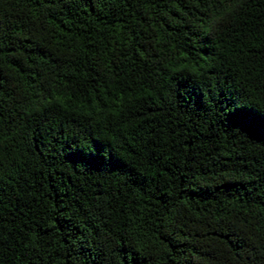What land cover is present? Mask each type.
I'll use <instances>...</instances> for the list:
<instances>
[{"label": "trees", "instance_id": "trees-1", "mask_svg": "<svg viewBox=\"0 0 264 264\" xmlns=\"http://www.w3.org/2000/svg\"><path fill=\"white\" fill-rule=\"evenodd\" d=\"M0 264H264V0H0Z\"/></svg>", "mask_w": 264, "mask_h": 264}]
</instances>
